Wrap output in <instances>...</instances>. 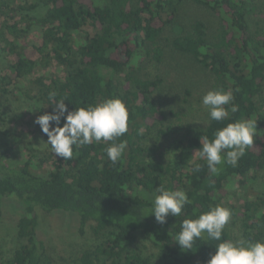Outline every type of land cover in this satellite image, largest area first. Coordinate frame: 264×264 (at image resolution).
<instances>
[{
    "label": "trees",
    "instance_id": "trees-1",
    "mask_svg": "<svg viewBox=\"0 0 264 264\" xmlns=\"http://www.w3.org/2000/svg\"><path fill=\"white\" fill-rule=\"evenodd\" d=\"M184 3L206 9L215 27L201 19L183 26ZM261 9L264 0H0V127L21 99L28 104L15 116L23 122L21 152L0 145V221L5 205H20V245L1 254L0 264H43L49 251L38 237L44 213L75 216L79 233L93 237L95 244L78 255V264H151L134 248L139 238L158 251L162 264H207L221 241L205 235L192 250H181L175 239L181 222L220 205L232 187L243 193L258 179L262 192L242 204L248 222L243 232L248 241H264ZM165 48L205 70L211 90L231 91L239 110L221 122L207 113L203 123L187 124L181 136L168 140L176 130L159 128L164 114L155 101L164 81L140 73L144 62L162 63ZM52 92L69 111L121 99L129 113L128 131L116 141L127 143L123 158L116 164L108 159L111 141L74 147L70 160L56 157L34 123L52 112ZM244 119L257 121L253 146L237 166L225 164L213 175L199 158L203 138ZM161 185L185 191L192 201L164 224L151 211V196ZM222 240H232L225 230Z\"/></svg>",
    "mask_w": 264,
    "mask_h": 264
},
{
    "label": "clouds",
    "instance_id": "clouds-1",
    "mask_svg": "<svg viewBox=\"0 0 264 264\" xmlns=\"http://www.w3.org/2000/svg\"><path fill=\"white\" fill-rule=\"evenodd\" d=\"M56 95L55 92L49 94L52 112L40 115L34 121L47 135L46 143L56 157L70 160L74 147L111 141L106 148L107 157L113 164L118 163L127 148L126 141L116 142L128 131L129 113L124 102L110 98L94 106L69 111L65 99H56ZM234 99L231 91L210 90L203 96L202 105L208 109L210 120L221 122L239 110ZM256 122L244 119L227 123L214 132L212 139L203 138L199 158L206 162L213 175L219 174L225 164L237 166L245 150L253 146ZM201 167L197 163L193 171L198 172ZM156 193L151 211L159 224L166 223L169 215L181 216L185 207L192 203L183 190H169L161 185ZM232 216L231 209L217 205L195 219H184L175 238L176 244L181 250H192L196 241L206 235L210 240L221 241L215 245V252L207 264H264V241L222 240L225 226Z\"/></svg>",
    "mask_w": 264,
    "mask_h": 264
},
{
    "label": "rangeland",
    "instance_id": "rangeland-1",
    "mask_svg": "<svg viewBox=\"0 0 264 264\" xmlns=\"http://www.w3.org/2000/svg\"><path fill=\"white\" fill-rule=\"evenodd\" d=\"M260 11L264 12V9ZM253 17L254 20H261L260 15L255 14ZM180 19L185 27L196 19L205 20L209 23L210 29L215 27L216 21L206 9L191 3H184L181 6ZM140 73L148 77L158 75L164 81L163 87L155 95V101L164 114V121L159 128L170 127L176 130V133L167 138L168 140L172 141L181 136L187 124L199 125L206 120L208 109L202 105V98L211 90L212 80L210 75L191 58L165 48L162 63L144 62ZM23 106H28L25 99H21V103L16 104L17 109L14 107L13 113L7 116L6 123L0 127V145L11 144L13 154L21 152L26 143V140L20 137L18 130L23 126V122L15 119ZM14 159H16L15 156L10 160L15 161ZM261 190L262 186L258 179L244 191L248 196L244 197V192L232 187L221 202L220 206L231 209L233 213L224 229L229 233L232 241H248L243 232L244 224L248 222L242 214V204L244 200L261 193ZM151 197L154 198V196ZM19 212L18 203H8L4 206V217L0 221V255L7 254L9 250L12 251L20 245L15 228ZM43 220L38 230V237L49 248L43 264H78V255L95 244L90 233L84 235L79 233L75 216L63 213H44ZM134 248L149 257L151 264H162L158 251L142 238L138 239Z\"/></svg>",
    "mask_w": 264,
    "mask_h": 264
}]
</instances>
